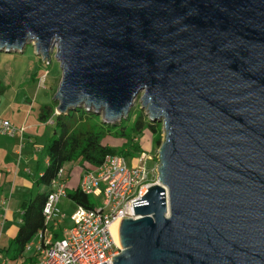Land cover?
Here are the masks:
<instances>
[{
  "label": "water",
  "instance_id": "water-1",
  "mask_svg": "<svg viewBox=\"0 0 264 264\" xmlns=\"http://www.w3.org/2000/svg\"><path fill=\"white\" fill-rule=\"evenodd\" d=\"M62 73L56 115L161 123L112 264H264V0H0V52Z\"/></svg>",
  "mask_w": 264,
  "mask_h": 264
},
{
  "label": "built area",
  "instance_id": "built-area-1",
  "mask_svg": "<svg viewBox=\"0 0 264 264\" xmlns=\"http://www.w3.org/2000/svg\"><path fill=\"white\" fill-rule=\"evenodd\" d=\"M43 79L44 76L42 87ZM52 120L45 124L52 126ZM25 130L23 126L16 128L0 118V136H22ZM55 176L43 203L45 228L38 231L24 248L25 253H31L35 258L30 264H112V258L122 249L113 243L109 228L119 218L137 219L133 203L140 201L151 185L145 164L127 167L124 157L108 155L98 167L85 171L78 190L85 196L101 198V206L92 209L76 206L70 216L71 225L62 230L59 239H54L49 231L65 220L58 206L66 198L67 179L64 169Z\"/></svg>",
  "mask_w": 264,
  "mask_h": 264
},
{
  "label": "trees",
  "instance_id": "trees-1",
  "mask_svg": "<svg viewBox=\"0 0 264 264\" xmlns=\"http://www.w3.org/2000/svg\"><path fill=\"white\" fill-rule=\"evenodd\" d=\"M4 51V50H3ZM0 53H5V52ZM32 80H35L32 78ZM57 103L54 102L56 108ZM53 123V134L48 145L44 148L47 158V165L36 184L43 190L39 191L32 201L23 204L24 216L22 224L16 232V236L9 242V259L14 261L23 257L24 248L36 236L37 232L45 228L42 209L48 194L50 193L51 182L60 169H64L67 178L75 166L85 170H93L98 167L108 155H119L126 158H137L144 154L140 144V137L145 130L155 137L153 144L159 148L161 142L158 136V124L142 114L133 118L130 112L126 120L119 124L106 123L100 116L84 107L75 108L66 114L54 115L51 108L39 116V121L46 123L51 120ZM133 118V125L127 129V123ZM91 125L99 127L107 136L118 134L122 144L118 148L107 146L102 142L101 136L92 133ZM85 126V128H82ZM67 197L76 206L92 209L93 204L90 197L81 194L77 189L68 194ZM57 238V237H56ZM6 254V255H7ZM29 258H26L28 260Z\"/></svg>",
  "mask_w": 264,
  "mask_h": 264
},
{
  "label": "crops",
  "instance_id": "crops-1",
  "mask_svg": "<svg viewBox=\"0 0 264 264\" xmlns=\"http://www.w3.org/2000/svg\"><path fill=\"white\" fill-rule=\"evenodd\" d=\"M46 98L47 97L39 100L38 105L36 104L37 102L34 104V107L38 108V110L36 108V117L32 116L34 110L31 112L29 111L30 113L28 114L27 109L23 107L20 109L14 108L15 110L8 111L6 108L0 116L1 119L7 120L16 128L22 126L26 128L22 136L18 134L14 135L13 137L0 136V138H2V141H0V168H4V170L0 169V202L2 204L0 206V227L1 230H3L0 231V246L4 240V235L10 236L7 245L5 247H0V264H6V261L13 262L9 259L7 249H9V242L16 236V232H18V228L22 224V219L24 216V211L22 208L23 204L32 201L36 194L43 190L36 184V181L39 176H41L44 168L47 165V158L44 148L49 143V140L53 134V129L50 125H46L39 121V116L42 111L46 113L47 108L53 109L54 115H56L57 108L53 107L55 102L54 97L51 103L48 102ZM46 138L48 139V143L44 146H40V140ZM43 153L45 154L44 160L38 156L39 154ZM141 156H145V152ZM6 159H9L8 164L4 163ZM30 164L35 165L33 171H31L29 168ZM138 164H140V162L137 161L133 166ZM85 171L88 170H85L79 166H75L73 168L71 174L66 178L67 195L75 192L78 189L81 176ZM34 187L37 188L35 195L32 193ZM67 195L64 199H67V202L74 205L76 209V205L72 203ZM14 197L18 199H14ZM67 205L68 203H65L63 200H61L58 207L60 208ZM18 216L20 223L17 229H14V223ZM64 216V222L61 225L53 226L51 231H49L54 239H59L61 237L62 230L66 227L69 228L71 225V220L69 218L67 219L66 215ZM21 258L23 260L22 264H30L35 261V258H33L31 253L24 252L23 257H20L16 260H20ZM26 258L29 259L26 260Z\"/></svg>",
  "mask_w": 264,
  "mask_h": 264
},
{
  "label": "rangeland",
  "instance_id": "rangeland-1",
  "mask_svg": "<svg viewBox=\"0 0 264 264\" xmlns=\"http://www.w3.org/2000/svg\"><path fill=\"white\" fill-rule=\"evenodd\" d=\"M56 50L52 49L50 51V59L42 60V58L35 54L32 43H29L20 54H7L0 53V116L3 111L7 108L8 110H15L14 108H26L27 113H32L33 117L36 113V108L34 104L38 105V101L41 99H46L48 102H52V99L55 95V92L58 89V85L61 81L62 73L60 70V66L58 61L55 58ZM36 75V76H35ZM43 79V87H42V77ZM31 78L35 79L32 80ZM26 99V100H25ZM43 101V100H42ZM134 106L130 110V115L135 118L142 114V117L147 118V114L145 110L141 109V105L139 102V98L133 103ZM35 108V109H34ZM38 110V108H37ZM30 111V112H29ZM133 118H130L127 123V129H130L133 125ZM126 119H122L124 122ZM158 138L160 142H163L164 139V131L161 123H158ZM116 124H119L116 123ZM53 125L51 126V128ZM82 128H85L83 126ZM92 133L101 136L102 142L107 144V146L118 148L122 144V140L118 134L107 136L99 127L91 125ZM52 132V131H51ZM2 138H0V141ZM153 137L149 131L145 130L144 133L140 137L141 148L145 152V156H139L135 159L126 158L127 167L133 166L137 161L141 164H145L148 173V181L149 184L153 185L157 182V166H158V150L159 148L155 147L153 144ZM48 139L40 140V146L46 145ZM39 157L44 160L45 154H39ZM5 164L9 163V159L4 161ZM4 167V166H3ZM35 165L30 164L29 168L33 171ZM4 170V168H0ZM37 188L34 187L32 191L33 195L36 194ZM14 199H18L14 197ZM65 203H68L67 206L60 207V211L66 215L67 219L71 218L74 213L75 207L71 203L67 202V199H62ZM90 201L93 206L98 207L101 206L102 199H96L94 197H90ZM19 216L15 220L14 229H17L19 225ZM0 231L1 227H0ZM14 231V230H13ZM10 236L4 235V240L0 247H5L7 245L8 239ZM22 258L20 260H16L13 262L6 261V264H22Z\"/></svg>",
  "mask_w": 264,
  "mask_h": 264
}]
</instances>
